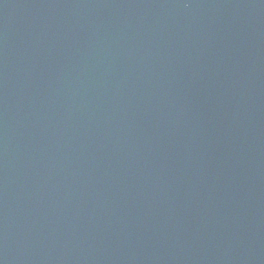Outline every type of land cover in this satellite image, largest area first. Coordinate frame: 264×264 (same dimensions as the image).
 Instances as JSON below:
<instances>
[{
  "label": "water",
  "instance_id": "1",
  "mask_svg": "<svg viewBox=\"0 0 264 264\" xmlns=\"http://www.w3.org/2000/svg\"><path fill=\"white\" fill-rule=\"evenodd\" d=\"M0 264H264V0H0Z\"/></svg>",
  "mask_w": 264,
  "mask_h": 264
}]
</instances>
